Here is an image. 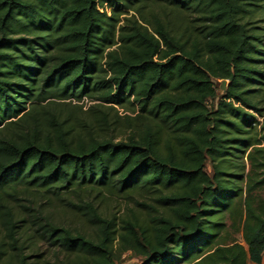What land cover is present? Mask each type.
Here are the masks:
<instances>
[{
    "label": "trees",
    "instance_id": "trees-1",
    "mask_svg": "<svg viewBox=\"0 0 264 264\" xmlns=\"http://www.w3.org/2000/svg\"><path fill=\"white\" fill-rule=\"evenodd\" d=\"M262 190L264 0H0V264H261Z\"/></svg>",
    "mask_w": 264,
    "mask_h": 264
},
{
    "label": "rangeland",
    "instance_id": "rangeland-1",
    "mask_svg": "<svg viewBox=\"0 0 264 264\" xmlns=\"http://www.w3.org/2000/svg\"><path fill=\"white\" fill-rule=\"evenodd\" d=\"M216 85H217V90L220 94L221 81H216ZM209 103H210V105L214 104L213 101L212 102L210 101ZM88 106H89V104L86 105V108ZM259 119L261 120L262 118H259ZM207 171L209 173H211V171H212L209 163H207ZM260 194L264 195V190H262ZM136 198L138 200H143V198H140L139 196H137ZM126 204H127V201H125L124 199L112 197L111 199H109V201L107 203L102 204L101 207L104 210H110L111 212H114L120 206L123 207V206H126ZM130 205L133 206L137 210L140 209L139 206L135 205L134 201H131ZM60 214H61V221H64L66 224H70L74 227H83L86 225V224H84V222L80 221L79 219L72 218L71 215H68V214L65 215L64 213H60ZM232 237L237 239L238 241H241V242L243 241L241 233H233ZM41 247H42V250L46 252V250H47L46 245H42ZM140 259H141V257L137 256L134 252L127 251V252L123 253L116 261L119 264H136L140 261ZM248 264H253V263L251 261H249Z\"/></svg>",
    "mask_w": 264,
    "mask_h": 264
},
{
    "label": "water",
    "instance_id": "water-1",
    "mask_svg": "<svg viewBox=\"0 0 264 264\" xmlns=\"http://www.w3.org/2000/svg\"><path fill=\"white\" fill-rule=\"evenodd\" d=\"M226 86H227V81L223 80V81L221 82V89H222L223 91H225V90H226Z\"/></svg>",
    "mask_w": 264,
    "mask_h": 264
},
{
    "label": "crops",
    "instance_id": "crops-1",
    "mask_svg": "<svg viewBox=\"0 0 264 264\" xmlns=\"http://www.w3.org/2000/svg\"><path fill=\"white\" fill-rule=\"evenodd\" d=\"M253 263V262H252ZM253 264H255V263H253ZM261 264H264V254H263V258H262V262H261Z\"/></svg>",
    "mask_w": 264,
    "mask_h": 264
}]
</instances>
